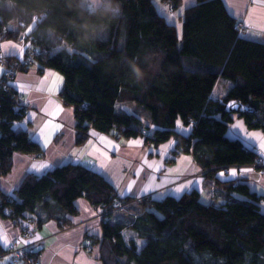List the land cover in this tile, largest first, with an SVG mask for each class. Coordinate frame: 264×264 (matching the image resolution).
Segmentation results:
<instances>
[{
  "label": "trees",
  "instance_id": "obj_1",
  "mask_svg": "<svg viewBox=\"0 0 264 264\" xmlns=\"http://www.w3.org/2000/svg\"><path fill=\"white\" fill-rule=\"evenodd\" d=\"M161 1L176 9L183 0ZM114 3L122 9L119 18L90 15L85 0H0V40L19 41L29 30L27 41L39 50L30 63L10 58L6 67L17 72L38 62L64 76L61 96L74 108L77 144L94 132L117 139L143 136L156 147L175 138L176 151L191 153L220 193L210 203L197 189L181 197H145L132 214L118 218L137 199L120 196L100 172L67 163L27 174L14 196L0 191V216L38 229L55 219L63 229L74 224L76 200L83 197L102 217L103 238L88 241L99 246L103 264H264V195L245 182L216 177L233 166L261 167L260 153L231 137L229 129L237 117L264 133V42L242 35L223 0H197L188 7L181 36L156 0ZM14 76L0 86L3 176L11 172L15 153L44 152L16 126L27 111ZM221 80L231 85L214 98ZM231 101L240 107L229 110ZM179 123L191 128L188 135L178 132ZM119 203L126 206L117 209ZM7 252L0 244V262Z\"/></svg>",
  "mask_w": 264,
  "mask_h": 264
},
{
  "label": "crops",
  "instance_id": "obj_2",
  "mask_svg": "<svg viewBox=\"0 0 264 264\" xmlns=\"http://www.w3.org/2000/svg\"><path fill=\"white\" fill-rule=\"evenodd\" d=\"M223 1L230 15L240 23L242 35L264 42V0ZM196 2L183 0L178 11L168 10L161 0L156 1V6L161 15L176 25L181 36L184 11ZM25 53L26 47L17 39L0 40V86L6 61L10 58L21 61ZM64 82L60 72L42 69L38 62L16 72L12 85L27 111L16 126L28 131L44 152L41 155L15 153L11 172L0 175V191L14 196L27 174L42 175L63 164L80 163L103 174L120 196L137 199L129 209L118 211L115 214L118 218L132 214L138 201L145 197L158 200L169 195L181 197L197 189L203 202L210 203L215 198L214 193L219 192L215 181L204 177L191 153L176 151L175 138L156 147L143 136L117 140L109 134L94 132L86 142L77 144L74 108L65 105L61 96ZM230 85L219 81L212 96L223 97ZM177 130L188 135L191 128L179 123ZM229 135L256 149L262 157L261 167L233 166L218 170L216 177L223 182H245L252 191L264 195V133L250 130L243 119L236 117ZM76 207L79 214L72 218L74 224L70 227L62 229L55 219L48 220L40 229L35 224L27 225L35 228V240L44 239L36 246L42 253L41 264H103L99 246L88 248L89 237L103 238L99 208L83 197L76 200ZM21 233V225L0 216L3 248L7 249L14 242L22 243Z\"/></svg>",
  "mask_w": 264,
  "mask_h": 264
},
{
  "label": "built area",
  "instance_id": "obj_3",
  "mask_svg": "<svg viewBox=\"0 0 264 264\" xmlns=\"http://www.w3.org/2000/svg\"><path fill=\"white\" fill-rule=\"evenodd\" d=\"M38 15L34 17V21L38 20ZM27 36H21L19 38V41L22 44H27ZM29 50H27L28 54L24 56V63L28 64L32 61V54L33 53H39L38 48L33 47V45H30ZM15 70L9 67L5 68L4 74L2 79L4 77L11 78L13 75H15ZM1 79V80H2ZM10 81V80H9ZM230 102L228 104L231 105ZM125 203L118 204L117 209H123L125 207ZM35 230L33 226H27L23 229L21 233V241L22 243H12L8 248V252L6 253L5 257L10 258V264H41V255L42 253L39 250H36V246L42 242L44 239L35 240ZM91 242L88 241V248H91Z\"/></svg>",
  "mask_w": 264,
  "mask_h": 264
},
{
  "label": "clouds",
  "instance_id": "obj_4",
  "mask_svg": "<svg viewBox=\"0 0 264 264\" xmlns=\"http://www.w3.org/2000/svg\"><path fill=\"white\" fill-rule=\"evenodd\" d=\"M85 3L90 15H95L98 12L108 14L113 18H119L123 15L121 7L114 3V0H85ZM132 71L134 74H138V69L135 66H133Z\"/></svg>",
  "mask_w": 264,
  "mask_h": 264
},
{
  "label": "rangeland",
  "instance_id": "obj_5",
  "mask_svg": "<svg viewBox=\"0 0 264 264\" xmlns=\"http://www.w3.org/2000/svg\"><path fill=\"white\" fill-rule=\"evenodd\" d=\"M156 1H160V0H156ZM161 3H163L164 5H166V8L168 9V10H170V11H172V10H174V11H178V10H180V7L179 8H176V9H172V8H170L169 6H170V4L169 5H167V2H162L161 1ZM182 5V4H181ZM183 6V5H182ZM23 35H21V36H27V34H29V33H27L26 31H25V33H22ZM27 38V37H26ZM20 42V41H19ZM21 43V42H20ZM22 44V43H21ZM22 45H25V47L26 48H29L30 47V42H27V44L25 43V44H22ZM19 62H22V61H20V60H18ZM19 69H17V71H18ZM231 102H233V101H231ZM245 109H247V107H244ZM120 109H127V110H131L128 106H121V105H118V110H120ZM110 136H112V135H110ZM112 137H114V136H112ZM114 138H116V137H114ZM121 139H124V138H121ZM117 140H120V139H117ZM252 167H258L257 165H252ZM165 198V197H164ZM156 200H158V199H156ZM159 200H161V199H159ZM103 215H105V214H102V216ZM15 223V222H14ZM23 229L24 228H22V231H23ZM35 238H36V234H35ZM142 244H143V241H140L139 242V247H141L142 246ZM10 261V258L9 257H5V258H3L2 260H1V264H7L8 262Z\"/></svg>",
  "mask_w": 264,
  "mask_h": 264
},
{
  "label": "water",
  "instance_id": "obj_6",
  "mask_svg": "<svg viewBox=\"0 0 264 264\" xmlns=\"http://www.w3.org/2000/svg\"><path fill=\"white\" fill-rule=\"evenodd\" d=\"M239 107H240V105L238 103L234 102L231 105H229L228 109L229 110H233V109H236L237 110V108H239Z\"/></svg>",
  "mask_w": 264,
  "mask_h": 264
},
{
  "label": "snow or ice",
  "instance_id": "obj_7",
  "mask_svg": "<svg viewBox=\"0 0 264 264\" xmlns=\"http://www.w3.org/2000/svg\"><path fill=\"white\" fill-rule=\"evenodd\" d=\"M0 242H4L3 238H0Z\"/></svg>",
  "mask_w": 264,
  "mask_h": 264
}]
</instances>
